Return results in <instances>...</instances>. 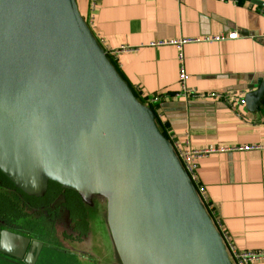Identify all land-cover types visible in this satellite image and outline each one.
Listing matches in <instances>:
<instances>
[{
    "label": "water",
    "instance_id": "95a60500",
    "mask_svg": "<svg viewBox=\"0 0 264 264\" xmlns=\"http://www.w3.org/2000/svg\"><path fill=\"white\" fill-rule=\"evenodd\" d=\"M263 101L258 79L244 104L254 112ZM0 171L27 192L47 180L109 192L123 264H231L154 111L133 95L75 0H0ZM41 245L0 228V252L27 264Z\"/></svg>",
    "mask_w": 264,
    "mask_h": 264
},
{
    "label": "crops",
    "instance_id": "0c3cea01",
    "mask_svg": "<svg viewBox=\"0 0 264 264\" xmlns=\"http://www.w3.org/2000/svg\"><path fill=\"white\" fill-rule=\"evenodd\" d=\"M75 2L103 47H128L116 54L119 70L136 90L160 96L155 115L167 139L210 149L194 160V173L222 236L240 250L264 249V101L254 112L239 102L264 80V0ZM230 32L236 37L202 40ZM182 38L198 39L182 45L186 86L230 98L180 93L178 50L169 41ZM246 145L262 147L239 148Z\"/></svg>",
    "mask_w": 264,
    "mask_h": 264
},
{
    "label": "rangeland",
    "instance_id": "374dc122",
    "mask_svg": "<svg viewBox=\"0 0 264 264\" xmlns=\"http://www.w3.org/2000/svg\"><path fill=\"white\" fill-rule=\"evenodd\" d=\"M14 196L11 189H3ZM60 195L50 205L18 217L9 230L41 243L34 264H123L111 236V194L95 191ZM111 200V202H110ZM74 221V223H72ZM0 264H27L0 252ZM145 264H162L157 257Z\"/></svg>",
    "mask_w": 264,
    "mask_h": 264
},
{
    "label": "built area",
    "instance_id": "2783aa9c",
    "mask_svg": "<svg viewBox=\"0 0 264 264\" xmlns=\"http://www.w3.org/2000/svg\"><path fill=\"white\" fill-rule=\"evenodd\" d=\"M95 0H91V5H94ZM262 12L264 13V10H262ZM236 37V33L230 32L227 35H219V36H212V37H203L202 40L203 41H215V40H222V39H233ZM198 39H177V40H171L169 41V44L174 45L177 50H178V60H179V70H178V81H179V90L181 94H193V95H197V96H203L206 95L212 99H221V100H226L228 97L230 98V94L229 93H216V92H208V93H196L193 90H190L187 86H186V81L188 80V73L185 71L184 66H183V54H182V45L188 42H195ZM101 44V41H99ZM158 44H163L162 42H158ZM102 45V44H101ZM128 47H118V48H112L109 49L107 47H103V50L106 54H109L110 56H113L114 58L116 57V54L119 51L122 50H127ZM150 100L152 102H155L158 100L157 95L150 97ZM239 102L241 104H244V99H240ZM172 144V143H171ZM185 144H188V140H185ZM172 147L174 149V152L178 158V160L180 161L182 167L184 168V170L186 171V173L188 174V176L190 177L192 183L194 184V187L196 189V192L201 200V202L203 203H207L208 208L210 210V212L213 215V223L215 225V227L218 229L219 231V227H220V222L219 219L215 217V212L214 209L212 207V205L209 203L208 199L206 198L205 194H204V190H203V186L200 185L197 181L196 175L194 173V160L201 156L206 154L207 152L210 151V149H193L190 147H179L178 144L177 145H173ZM261 145H246L243 147H239L240 149H244V150H248V149H252V148H261ZM220 233V231H219ZM221 234V233H220ZM222 236V234H221ZM222 240L223 243L225 245V249L226 252L228 254V257L230 259L231 264H254L257 261H264V249H255V250H240L238 248H236L228 239H226V237L222 236Z\"/></svg>",
    "mask_w": 264,
    "mask_h": 264
},
{
    "label": "trees",
    "instance_id": "16d2710c",
    "mask_svg": "<svg viewBox=\"0 0 264 264\" xmlns=\"http://www.w3.org/2000/svg\"><path fill=\"white\" fill-rule=\"evenodd\" d=\"M82 17L84 18V16ZM97 41L100 44L99 40ZM101 47L103 48L102 45ZM106 56L108 57L112 65L115 67L117 72L120 74V76L123 78L116 59L113 56H110L109 54H106ZM126 83L130 87L136 99L145 106L150 107L154 111V113H156L158 104L157 102L159 101L160 96L158 97L157 101L152 102L150 100V96L144 95L141 91L136 90L127 81ZM159 130L166 137L163 130L160 128ZM3 189H11L14 192V196H10L5 191H3ZM70 193H75L79 196L82 195L81 192L65 188L60 183L53 180H47L44 184L42 191L40 192H27L16 187V185L5 174L0 171V228L8 229V226L12 223V221L16 220L20 216L29 214L28 210H32L33 212L41 210V208L48 206L52 202H54L55 199H57V197H59L60 195H66L65 199L61 202L62 204H66L69 201L67 197ZM204 207L210 217L213 219L214 217L210 212L207 203H204Z\"/></svg>",
    "mask_w": 264,
    "mask_h": 264
},
{
    "label": "flooded vegetation",
    "instance_id": "af4514ba",
    "mask_svg": "<svg viewBox=\"0 0 264 264\" xmlns=\"http://www.w3.org/2000/svg\"><path fill=\"white\" fill-rule=\"evenodd\" d=\"M72 223H74V221H73ZM24 236H27V237L30 239V241H33V240H34L32 237H30V236H28V235H24ZM29 245H30V244H29ZM28 247H29V246H28ZM20 260L24 262V259H20Z\"/></svg>",
    "mask_w": 264,
    "mask_h": 264
}]
</instances>
